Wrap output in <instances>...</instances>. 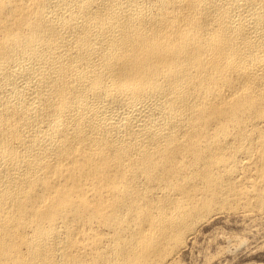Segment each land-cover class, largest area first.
<instances>
[{"label":"bare ground","instance_id":"obj_1","mask_svg":"<svg viewBox=\"0 0 264 264\" xmlns=\"http://www.w3.org/2000/svg\"><path fill=\"white\" fill-rule=\"evenodd\" d=\"M259 229L264 0H0V264H224Z\"/></svg>","mask_w":264,"mask_h":264},{"label":"rangeland","instance_id":"obj_2","mask_svg":"<svg viewBox=\"0 0 264 264\" xmlns=\"http://www.w3.org/2000/svg\"><path fill=\"white\" fill-rule=\"evenodd\" d=\"M224 222H219L215 225H209L205 228V230H207V232L211 231L212 228L216 227V226H221V230H225V231H229V229L231 228L230 225L233 224H223ZM226 228V229H225ZM262 229V228H261ZM259 229V231H261L260 234L254 235L252 236V238L247 237L249 240L247 244H245L247 247L250 245H257V247L252 251V252H248V248L244 245L243 247H241V249L237 250L236 252L234 251V253L230 254L227 256V263L224 264H264V232H262V230ZM207 232L205 234H207ZM233 232H240L237 231V229H233ZM261 235V236H260ZM262 237V238H261ZM254 239V240H253ZM263 241V242H262ZM253 244H252V243ZM251 243V244H250ZM258 243V244H256ZM261 245V246H260ZM261 247V249H259ZM247 248V249H246ZM246 250V251H245ZM193 253V254H192ZM192 253H188L185 256V264H204L202 263L204 260L203 258V253H197V251H194ZM196 253V254H195ZM212 253H214L212 251ZM199 254V255H198ZM234 254V255H233ZM237 255H239L237 257ZM232 259H234L235 261L232 262ZM239 259V260H238ZM203 260V261H202Z\"/></svg>","mask_w":264,"mask_h":264}]
</instances>
